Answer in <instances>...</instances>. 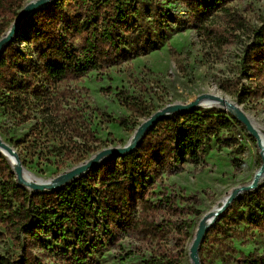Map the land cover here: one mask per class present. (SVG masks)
<instances>
[{"label":"trees","instance_id":"obj_1","mask_svg":"<svg viewBox=\"0 0 264 264\" xmlns=\"http://www.w3.org/2000/svg\"><path fill=\"white\" fill-rule=\"evenodd\" d=\"M184 1L207 34L218 15H231L228 4L233 0ZM26 2L0 0V39ZM143 4L56 0L27 18L0 55V107L13 119V125L21 126L32 119L37 125L52 123L57 84L128 60L130 50L137 49L132 42L136 26L131 24V15L138 14ZM158 16L162 31L169 33L168 22L175 18L163 8ZM235 24L243 28V24ZM246 29L249 41L239 62L240 77L221 83L240 105L264 99V18L259 26ZM243 78L249 85L243 84ZM117 97L129 102L134 99L122 92ZM151 114L142 112L145 117ZM118 122L126 126L125 120ZM240 128L243 124L222 110L198 108L174 114L155 124L131 153L111 158L51 192H30L19 184L11 163L0 152V226L7 228L20 247L17 257L0 254V264H48L33 249L39 246L47 253L50 240L64 246L63 257L85 264L94 251L132 236L139 245L127 251L123 248V261L139 255L130 264H187L185 240L192 226L186 216L196 213L193 202H189L196 198L155 192L158 179L172 165L203 166L212 140L220 147L236 146L235 132ZM24 150L19 151L23 165ZM245 199L249 220L264 224V188L259 187ZM184 200L188 202L184 204ZM232 261L264 264V255H241Z\"/></svg>","mask_w":264,"mask_h":264},{"label":"rangeland","instance_id":"obj_2","mask_svg":"<svg viewBox=\"0 0 264 264\" xmlns=\"http://www.w3.org/2000/svg\"><path fill=\"white\" fill-rule=\"evenodd\" d=\"M126 1L144 3L139 6L138 14L131 15V24L136 26L132 42L137 51L130 50L128 60L57 84L53 89L52 123L37 125L32 119L15 126L13 119H9L0 107V137L18 154L25 149L22 165L32 175L52 180L104 149L124 146L152 115L145 117L142 112L154 113L168 105L187 104L202 94H211L214 87L264 128V99L240 105L234 94L221 88L223 80L240 77L239 62L249 41L246 26L260 25L264 18V0H233L228 4L231 15H218L208 28L209 34L192 18L184 0ZM161 8L175 18L168 22L169 33L162 31L164 26L158 16ZM235 22L243 24V28L238 29ZM242 82L249 85L246 78ZM120 92L134 99L122 101L117 97ZM119 120H125L126 126L120 125ZM235 137L239 143L230 147H220L212 140L203 166L172 165L158 179L155 192L196 198L189 201L193 202L196 213L186 216L192 226L185 240L188 250L202 218L224 196L249 185L262 166V151L247 129H238ZM17 141L21 144H12ZM259 187L264 188V181ZM247 194L240 195L220 215L216 220L218 226L215 227V222L208 229L201 245L204 264H236L232 260L241 255H264V224L249 220L244 205ZM185 200L184 204L188 202ZM0 227L3 233L0 254L17 257L19 245L7 233L6 227ZM133 237L94 251L85 264L136 261L139 255L128 261L122 260L123 248L127 251L129 247L139 245L140 241ZM49 244L51 249L47 253L37 246L33 249L34 254L48 264H76L62 256L64 246L53 240ZM187 264H191L190 259Z\"/></svg>","mask_w":264,"mask_h":264},{"label":"water","instance_id":"obj_3","mask_svg":"<svg viewBox=\"0 0 264 264\" xmlns=\"http://www.w3.org/2000/svg\"><path fill=\"white\" fill-rule=\"evenodd\" d=\"M56 0H31L28 2L24 8L20 11L18 17L15 19L11 27L9 28L6 35L0 39V55L6 49V47L15 39L20 28L24 22L29 18L33 13L38 10L48 6L49 4L55 2ZM203 99H219L215 98L211 94H202L198 96L195 100L187 104H173L168 105L160 110L155 111L152 115L147 118L135 131L134 135L130 141L124 146H117L112 148L104 149L98 152L87 162L80 164L64 173L59 174L57 177L52 178L49 184H40V183H29L26 184L22 179V172L25 170L23 168L22 162L20 160L18 152L9 144L4 142L0 137V152L9 160L8 155H10L15 163V167L12 166L13 171L17 177L19 184L30 190L31 192H51L54 190H59L70 183L76 181L83 175H85L91 169H94L104 163L105 161L111 158H122L125 155L134 151L138 145L143 140L146 133L157 124L161 119L166 117H171L174 114L180 112L191 111L198 109L200 102ZM204 108V107H203ZM234 117L247 129L248 133L257 140L259 145V134L255 127L251 124L249 118L243 110L236 109L234 110ZM26 171V170H25ZM27 172V171H26ZM29 173V172H28ZM264 177V159L262 166L256 172L254 179L250 185L242 186L239 190H233L226 198V201L222 207L218 210L215 215H212L211 221H207L209 216H204L200 221L194 239L189 247V259L191 264H202L200 258V249L201 245L205 239L208 229L214 225L216 220L223 214L232 203L242 194L255 192L260 185L261 178Z\"/></svg>","mask_w":264,"mask_h":264},{"label":"bare ground","instance_id":"obj_4","mask_svg":"<svg viewBox=\"0 0 264 264\" xmlns=\"http://www.w3.org/2000/svg\"><path fill=\"white\" fill-rule=\"evenodd\" d=\"M210 92L214 97L216 96L215 98H219V99L218 100L217 99H203L200 102V106L207 108V109L208 108H219V109L225 110L227 112H230L231 114H234V110H236V109L243 110L238 104H236V102H234L230 98L224 97L222 94H220L219 90L216 87H214ZM247 117L249 118L251 124L255 127V129L257 130V132L259 134V147L262 151V157L264 159V128L262 126H260L255 121V119L252 118L251 116L247 115ZM8 157H9V162L11 163V165L13 167H15V163H14L13 158L10 155H8ZM22 179L26 184H29V183L49 184L51 182V179L45 180V179L38 178V177L32 175L31 173L26 172L25 170L22 172ZM262 181H264V177L261 178L260 182H262ZM240 188L241 187H239L235 190H239ZM227 196H224L222 199H220L216 203V205L212 208V210L208 214L205 215V216H209L207 221H211L212 215H215L218 212V210L222 207V205L226 201Z\"/></svg>","mask_w":264,"mask_h":264}]
</instances>
